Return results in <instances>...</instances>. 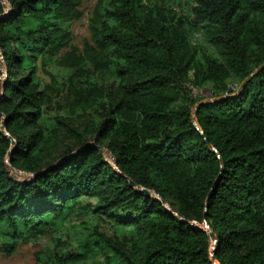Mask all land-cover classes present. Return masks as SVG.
I'll return each mask as SVG.
<instances>
[{
	"label": "trees",
	"instance_id": "1",
	"mask_svg": "<svg viewBox=\"0 0 264 264\" xmlns=\"http://www.w3.org/2000/svg\"><path fill=\"white\" fill-rule=\"evenodd\" d=\"M80 6L0 0V251L49 236L36 264H214L207 224L221 264H264V0H98L92 44L60 61L68 118L98 115L86 133L48 117L37 74L70 47ZM92 133L114 165L84 150ZM7 160L35 177L14 180Z\"/></svg>",
	"mask_w": 264,
	"mask_h": 264
},
{
	"label": "rangeland",
	"instance_id": "2",
	"mask_svg": "<svg viewBox=\"0 0 264 264\" xmlns=\"http://www.w3.org/2000/svg\"><path fill=\"white\" fill-rule=\"evenodd\" d=\"M159 5H163L166 0H150ZM98 0H81V6L79 7L82 16L79 20L74 21L73 23L68 25V29L72 34L73 40L70 44V47L67 49L62 50L59 54L57 60L55 62H51L48 65H40L37 74L42 84L43 88H46V92L49 98L48 104V117L55 118H65L68 124L73 126L74 128L80 130L83 133H86L87 128L90 124H92L95 120H97L98 115L95 114V109L86 106L84 113L78 115V117H69L67 113V105L70 103V90L68 84L69 78V71L60 65V61L67 53H70L73 49L77 52V55H80L87 44H92V37L89 28L90 20L92 18L94 9L97 5ZM9 8V5H7ZM175 13L178 14L180 17H184L188 11L189 6L185 2H178L173 6ZM9 13V10H8ZM188 40L191 45H200L202 42V33L192 31L188 35ZM0 65L2 70L4 71L3 76L0 78V95L3 94L4 83L7 79V72L5 71V64L3 61L2 56L0 55ZM98 82H103V75L99 74L97 76ZM234 89V87H231ZM192 90V98L193 99H202L205 103L215 101L213 91L210 87L196 89L191 87ZM194 117L196 108L193 110ZM194 123L197 126V121L194 118ZM2 129L4 127V123L1 124ZM4 134L11 139V135L7 132L6 129L3 130ZM88 139L90 140L89 144L93 146H97L102 148V154L107 159L109 163L114 165V158L111 153L106 148V143H98L97 142V134L92 133L87 135ZM60 140L59 141H67L66 145L69 143V140L66 139V129L64 128V132L60 133ZM14 141V140H13ZM8 166V172L10 176L21 183L26 181L32 180L33 175L27 174L23 171L15 170L11 167L9 160L6 161ZM159 198V197H156ZM102 226L105 232L112 236L111 233V224H109L106 219L102 220ZM202 229L207 231L209 234L212 232L211 229L205 224L203 225ZM51 238L45 237L44 239L38 242H24L20 241L18 246L16 247L15 251L10 254L5 250L0 251V264H36L35 255L36 253L46 249L50 245ZM211 253L212 256L216 255L217 247H218V240L211 239ZM214 264H221L216 259H213Z\"/></svg>",
	"mask_w": 264,
	"mask_h": 264
},
{
	"label": "water",
	"instance_id": "3",
	"mask_svg": "<svg viewBox=\"0 0 264 264\" xmlns=\"http://www.w3.org/2000/svg\"><path fill=\"white\" fill-rule=\"evenodd\" d=\"M264 67H262L261 69H263ZM260 69V70H261ZM246 84H247V81L244 83V85H243V87L242 88H244L245 86H246ZM233 92V89H230V91H229V94H231ZM4 129H6L5 128V126L3 127V129H2V132H3V130ZM4 133V132H3ZM14 142V144H15V141H13ZM93 145H88L87 147H85L84 148V150H86V149H89L90 147H92ZM98 150H100L101 152H103L102 151V148H100V147H97V146H95ZM79 152V151H78ZM9 157L11 158L12 157V151L10 152V154H9ZM64 162H65V160H64ZM33 177H35V175L33 176ZM131 185H132V187H136V184L134 183V182H131ZM144 193L146 194V195H150V192L149 191H144ZM207 225V224H206ZM208 226V225H207ZM209 227V226H208ZM210 237H211V239H214V240H217V238H216V236H215V234L213 233V232H211L210 233ZM213 259H215V255L214 256H212V260Z\"/></svg>",
	"mask_w": 264,
	"mask_h": 264
}]
</instances>
